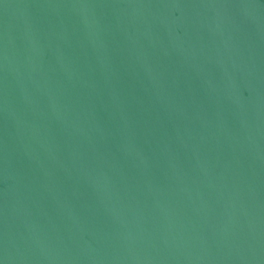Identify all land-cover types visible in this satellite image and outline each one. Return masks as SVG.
<instances>
[{
	"label": "water",
	"instance_id": "obj_1",
	"mask_svg": "<svg viewBox=\"0 0 264 264\" xmlns=\"http://www.w3.org/2000/svg\"><path fill=\"white\" fill-rule=\"evenodd\" d=\"M0 264H264V0H0Z\"/></svg>",
	"mask_w": 264,
	"mask_h": 264
}]
</instances>
